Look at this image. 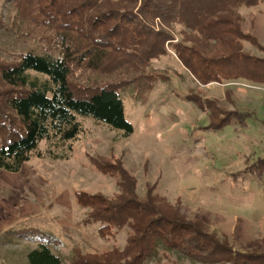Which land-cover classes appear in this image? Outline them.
Returning <instances> with one entry per match:
<instances>
[{
  "label": "trees",
  "instance_id": "obj_1",
  "mask_svg": "<svg viewBox=\"0 0 264 264\" xmlns=\"http://www.w3.org/2000/svg\"><path fill=\"white\" fill-rule=\"evenodd\" d=\"M241 4L250 3L0 0V29L24 44L10 53L12 62L0 63V170L16 173L33 158L68 160L72 144L84 132L79 118L107 126L117 132L118 139L129 137L132 127L124 117L122 89L165 56L164 44L173 40L167 30L155 31L154 21L167 29L177 26L192 33H182V42L170 46L198 84L241 80L264 85V59L242 52L240 42H249V37L225 16ZM77 80L84 85L78 86ZM196 101L207 105L213 117L227 120L236 114L216 110L210 100ZM41 143L48 144L44 153L39 151ZM58 144L66 146L58 152ZM120 162L109 167L93 162L97 172L117 178V195L106 198L79 192L75 199L88 210L85 224L99 225V236L107 238L126 229L125 247L76 255L71 264H144L159 247L199 264H264V254L234 251L200 222L171 209L153 187L139 197L135 180ZM260 163L264 167V160ZM27 260L29 264H61L43 244Z\"/></svg>",
  "mask_w": 264,
  "mask_h": 264
},
{
  "label": "rangeland",
  "instance_id": "obj_2",
  "mask_svg": "<svg viewBox=\"0 0 264 264\" xmlns=\"http://www.w3.org/2000/svg\"><path fill=\"white\" fill-rule=\"evenodd\" d=\"M247 1L225 16L249 37L240 42L242 52L264 59V0ZM153 25L172 35L170 45L192 34L177 26L167 29L160 21ZM9 37L11 32L0 29V63L12 62L10 53L24 47ZM170 45L164 44L165 56L141 70L142 78L122 89L129 137L118 139L107 126L79 118L84 132L72 144L68 160L33 158L16 173L0 170V264H29L28 254L40 244L61 264H71L76 255L125 247L126 229L99 236V225L85 224L88 210L76 203L79 192L106 198L119 193L117 178L97 172L93 162L109 167L121 161L139 197L153 187L171 209L200 222L234 251L264 254V167L259 166L264 160V85L241 80L200 85ZM198 99L236 114L227 120L213 117ZM47 148L41 143L39 151ZM144 264L199 263L159 247Z\"/></svg>",
  "mask_w": 264,
  "mask_h": 264
},
{
  "label": "built area",
  "instance_id": "obj_3",
  "mask_svg": "<svg viewBox=\"0 0 264 264\" xmlns=\"http://www.w3.org/2000/svg\"><path fill=\"white\" fill-rule=\"evenodd\" d=\"M254 89H257V88H254ZM262 89V91H264V89L263 88H261Z\"/></svg>",
  "mask_w": 264,
  "mask_h": 264
}]
</instances>
